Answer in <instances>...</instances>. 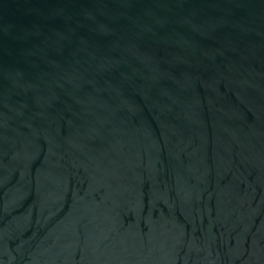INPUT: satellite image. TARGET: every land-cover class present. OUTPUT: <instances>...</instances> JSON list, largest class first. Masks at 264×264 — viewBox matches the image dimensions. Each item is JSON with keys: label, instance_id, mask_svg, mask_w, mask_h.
<instances>
[{"label": "water", "instance_id": "1", "mask_svg": "<svg viewBox=\"0 0 264 264\" xmlns=\"http://www.w3.org/2000/svg\"><path fill=\"white\" fill-rule=\"evenodd\" d=\"M0 264H264V0H0Z\"/></svg>", "mask_w": 264, "mask_h": 264}]
</instances>
